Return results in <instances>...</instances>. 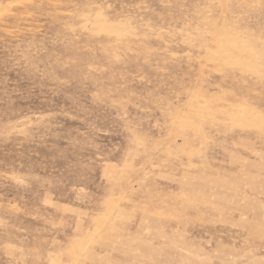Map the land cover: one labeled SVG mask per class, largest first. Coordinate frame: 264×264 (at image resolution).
Wrapping results in <instances>:
<instances>
[{
  "label": "rangeland",
  "instance_id": "1",
  "mask_svg": "<svg viewBox=\"0 0 264 264\" xmlns=\"http://www.w3.org/2000/svg\"><path fill=\"white\" fill-rule=\"evenodd\" d=\"M0 264H264V0H0Z\"/></svg>",
  "mask_w": 264,
  "mask_h": 264
}]
</instances>
